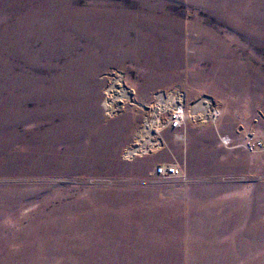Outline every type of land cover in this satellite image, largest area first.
Segmentation results:
<instances>
[{"label": "rangeland", "instance_id": "374dc122", "mask_svg": "<svg viewBox=\"0 0 264 264\" xmlns=\"http://www.w3.org/2000/svg\"><path fill=\"white\" fill-rule=\"evenodd\" d=\"M262 116L264 0H0V264H264Z\"/></svg>", "mask_w": 264, "mask_h": 264}, {"label": "built area", "instance_id": "2783aa9c", "mask_svg": "<svg viewBox=\"0 0 264 264\" xmlns=\"http://www.w3.org/2000/svg\"><path fill=\"white\" fill-rule=\"evenodd\" d=\"M154 107L151 112L147 113L144 128L151 131L155 129L171 128L173 130H181L187 126L189 122L205 123L214 126L222 116V110L219 103L209 95H201L195 100H189L183 90L178 88L168 91V93L159 94L155 97ZM165 112V113H164ZM166 115L162 121L161 116ZM195 116V117H194ZM157 118L159 123H153ZM191 118L194 121H191ZM159 128V129H158ZM221 144L225 147H238L233 143L230 136H220ZM250 153L264 151V140L258 137L254 132H250L243 144L240 145ZM155 175L160 179H175L178 182L188 181L186 172L179 169L178 165L159 166Z\"/></svg>", "mask_w": 264, "mask_h": 264}, {"label": "bare ground", "instance_id": "6f19581e", "mask_svg": "<svg viewBox=\"0 0 264 264\" xmlns=\"http://www.w3.org/2000/svg\"><path fill=\"white\" fill-rule=\"evenodd\" d=\"M153 123H159V120H157V118L154 119ZM158 132V131H157ZM133 152H136V151H133Z\"/></svg>", "mask_w": 264, "mask_h": 264}, {"label": "crops", "instance_id": "0c3cea01", "mask_svg": "<svg viewBox=\"0 0 264 264\" xmlns=\"http://www.w3.org/2000/svg\"><path fill=\"white\" fill-rule=\"evenodd\" d=\"M262 119H264V116H262Z\"/></svg>", "mask_w": 264, "mask_h": 264}]
</instances>
